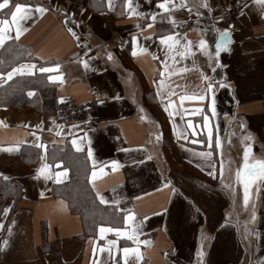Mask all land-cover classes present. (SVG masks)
I'll list each match as a JSON object with an SVG mask.
<instances>
[{"label": "crops", "instance_id": "obj_1", "mask_svg": "<svg viewBox=\"0 0 264 264\" xmlns=\"http://www.w3.org/2000/svg\"><path fill=\"white\" fill-rule=\"evenodd\" d=\"M160 2L133 0L144 16H129L125 0H112L111 8L108 0H10L0 9V20L11 21L8 10L14 11L15 3L32 6V14L20 21L19 38L13 25L12 39L0 46V51L13 43L28 49L11 67V61L0 64V86L39 79L15 104H0V177L23 187L20 200L4 197L0 204V264H54L52 252L41 248L44 225L65 264H264V182L250 186L246 206L236 176L244 168L245 150L250 148L249 164L264 160V6L243 0L237 17L224 26L215 0H207L211 10L199 8L200 16L201 0H187L191 11L170 5L171 17L158 8ZM37 5L48 11H35ZM171 18L193 25L176 30ZM225 29L227 50L217 58L215 45ZM173 33H186L192 41L185 55L161 44V35ZM200 39L206 50L199 48ZM182 45L181 37L176 47L184 51ZM57 64L56 71H39ZM21 65L35 68L8 79ZM50 75L60 79L49 80ZM205 75L214 85L207 98L181 102V95L205 92ZM92 90L107 93L96 113L56 122L60 101L86 100ZM196 108L203 111L193 112ZM64 150L86 160L91 187L102 203L122 211V223L111 219L96 235H83L80 215L53 192L71 176L60 154ZM205 152L212 155H201ZM45 163L50 167L41 175ZM65 169L58 180L55 173ZM101 226L136 234L131 240L116 232L101 236ZM112 240L115 245L108 243ZM124 248L135 251L125 256Z\"/></svg>", "mask_w": 264, "mask_h": 264}, {"label": "snow or ice", "instance_id": "obj_2", "mask_svg": "<svg viewBox=\"0 0 264 264\" xmlns=\"http://www.w3.org/2000/svg\"><path fill=\"white\" fill-rule=\"evenodd\" d=\"M10 0H0V9H5L8 7ZM150 2V0H149ZM256 2L262 6H264V0H256ZM125 4L127 6V8L129 9V16L131 15H139V16H144V13H140L137 12L136 7H133V0H125ZM171 7H182V8H188L189 11H191V7H189L187 0H181V3L179 5H176L174 3V0H163V2L158 3V8L163 9L164 12L169 13L170 17H171ZM138 6V5H137ZM108 7H112V0H108ZM203 7V8H208L209 10H211L207 0H201L199 6L197 7V16L202 15V13L199 11V8ZM9 14L11 16V21L7 20V19H3L0 20V46H3L5 41L8 39H12V37L9 35V33L12 31V26H15V38L18 39L21 32H22V28L20 26V21L26 19L28 16H30L32 14V6L30 4H24V3H15L14 4V11L12 9H9ZM35 11L40 12V13H44L46 11H48L47 8L43 7V6H35ZM151 20L155 21L156 20V15L153 13L151 14ZM218 19H223V16L218 17ZM67 22V21H66ZM171 22L173 23V25H175L176 21L175 18H171ZM148 27H151V24L147 25ZM137 27H140L139 25H137ZM69 32H72L73 35H75V32L73 31L72 28L68 29ZM230 33L228 32L227 29L223 30L222 34H221V38L220 40L216 43L215 45V56L218 58L220 55V51L221 50H227V44H228V39H229ZM181 37L183 39V45L182 48L184 49V51H181L180 49H178L176 46L181 45ZM135 39V37L133 38ZM161 44L167 46L168 50L170 52L175 51L176 55H185L187 50L190 49L191 45H192V41L187 39V34L183 33V34H168V35H161L159 37ZM198 46L200 49H204L206 50L205 46H206V41L203 39H200L198 41ZM142 51H147V49H142ZM132 55H136V52L133 51ZM109 59H111V55L109 54ZM218 62V61H217ZM81 63H83L84 67L87 69L89 67L87 61H81ZM33 68H35V65H21L18 68H13V70L11 72L8 73V79H11L12 76L16 73H23L26 69L30 72ZM59 69V64L55 65V68H45V67H41L39 69L40 72H53ZM166 70H167V66H166ZM213 71H215V69H213ZM161 76L164 75V72L160 73ZM49 80H57L60 79L59 76H54V75H50L48 77ZM203 79L208 81L207 85H206V89L205 92L203 94H194L192 96H186V95H181L179 97L180 101L183 102L186 99H194V100H199V101H204L207 98V94L209 92L212 91L214 85L211 81V78H209L208 76H203ZM161 85L163 84V81L160 82ZM220 86H224L222 83ZM173 95H175V93H172ZM29 95H32V93H29ZM157 95H160L159 92V88L157 90ZM214 96V94H213ZM100 103H103V101H100ZM173 102L170 100L169 101V105L165 106V110H167L168 106H170ZM212 103L214 105V99L212 100ZM201 111H203L200 108H196L193 109V112L195 113H200ZM185 112H187V110H185ZM170 115L172 113H169ZM212 115H215V108L213 106L212 108ZM208 123V116L205 115L204 116V124L205 126H207ZM187 127L188 128H193V122L192 120H188L187 121ZM209 136V141H211V137H212V133L211 130H209L208 133ZM73 143H75V141H73ZM90 143V141H89ZM217 144L219 145V141H217ZM41 148H45L46 146L41 144L39 145ZM209 146L211 147V144H209ZM9 151H11L12 149H8ZM249 151L250 148L245 150L244 152V168L243 170H238L236 173L237 176V180L239 182H241L243 184L244 187V204L247 206L249 203V189L250 186L255 183L257 180L264 182V160H256L253 164H249L248 163V157H249ZM201 155L203 156H211L212 153L211 152H205V153H201ZM88 156L91 157L92 156V149L89 148L88 149ZM43 159V157H42ZM114 166H116L117 162L113 161L112 162ZM50 166L48 164H43L39 169H38V173L43 175L46 171V169H48ZM67 170L65 169L64 172H57L55 173L57 179L59 180L62 176H64L66 174ZM2 175V174H0ZM93 175H95V173H93ZM209 175H214V172H210ZM47 178V177H46ZM4 179H9L8 177H4ZM259 190V187H257V191ZM99 195V194H98ZM101 202H105L103 200V197H101ZM4 212L7 213L8 209L5 208ZM133 219V214L130 212L129 215L127 216V220L131 221ZM251 219L254 221L256 219L255 216V211H254V205H253V214ZM0 227H2V225H0ZM100 235L103 236L106 232H116L117 234H124L127 235L128 239H133L134 235L136 234V230H134L133 235H128L127 233H121V230L119 228H112V227H103L101 226L99 229ZM110 245H115V241H109L108 242ZM4 244L7 245V241H4ZM105 249L104 248H100V251L103 252ZM95 251V249H94ZM109 253L111 254L112 249L109 248L108 249ZM125 254V256H127V254L129 252L135 251V249H129V248H124L122 250ZM199 256H203L204 253L201 251L198 253ZM125 264H127V261L125 260Z\"/></svg>", "mask_w": 264, "mask_h": 264}, {"label": "trees", "instance_id": "obj_3", "mask_svg": "<svg viewBox=\"0 0 264 264\" xmlns=\"http://www.w3.org/2000/svg\"><path fill=\"white\" fill-rule=\"evenodd\" d=\"M28 49L21 45L13 43L6 46L0 51V64L8 66L5 61H11L9 67L27 57ZM5 56V57H4ZM5 58V59H4ZM7 67V68H9ZM35 79V80H34ZM39 79L34 77L24 80L10 81L6 87L0 86V104H15L19 99L18 95L25 93L30 85H34ZM48 93L51 95L54 87L48 84ZM46 90V89H44ZM67 150L61 151L62 160L70 168V179L59 186L53 187L54 194L66 198L69 202L71 210L80 215L83 223V235H96L98 227L102 224H112L113 221H121L123 219L122 211L116 207L102 203L88 179L89 165L86 160L77 155V157ZM23 187L21 181L6 180L0 177V204L2 200L12 197L15 202L21 199ZM123 220L121 221V223ZM114 225V224H113ZM43 250H50L54 256V264H65L60 257L59 243H49L46 235V226H43Z\"/></svg>", "mask_w": 264, "mask_h": 264}, {"label": "built area", "instance_id": "obj_4", "mask_svg": "<svg viewBox=\"0 0 264 264\" xmlns=\"http://www.w3.org/2000/svg\"><path fill=\"white\" fill-rule=\"evenodd\" d=\"M219 9V17L223 16V19H219L221 25H229L234 20L239 11L240 3L243 0H215ZM192 21H184L175 24L176 30H184L192 27ZM107 93L102 90H92L90 97L86 100L80 101L75 98H67L59 102L55 120L59 124H68L90 117L97 112L99 107V101L104 99Z\"/></svg>", "mask_w": 264, "mask_h": 264}]
</instances>
